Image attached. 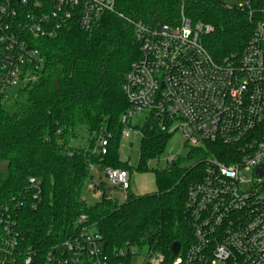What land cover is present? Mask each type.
<instances>
[{
	"label": "trees",
	"instance_id": "16d2710c",
	"mask_svg": "<svg viewBox=\"0 0 264 264\" xmlns=\"http://www.w3.org/2000/svg\"><path fill=\"white\" fill-rule=\"evenodd\" d=\"M181 7L182 0H115L114 13L89 31L71 23L57 36L37 42L44 65L36 80L0 103V207L15 212L16 264L29 259L51 264L49 253L75 234L82 215L102 235L111 256L117 249H146L163 254V264H174L172 244L179 242L182 253L192 243L186 200L200 166L185 171L178 161L157 173V193H128L123 203L110 196L104 183L93 188L101 191L100 202L90 205L84 198L86 186L94 183L93 170H132L119 155L122 119L129 110L123 86L140 58L128 21L177 26ZM185 15L214 27L203 44L216 61L241 52L252 34L243 13L225 11L216 0H187ZM140 133L137 171L146 172L147 162L164 151L171 137L152 115ZM102 137L109 140L105 155L98 148ZM229 149L207 144L192 149L189 159L225 161ZM31 178L41 182L35 208Z\"/></svg>",
	"mask_w": 264,
	"mask_h": 264
},
{
	"label": "built area",
	"instance_id": "2783aa9c",
	"mask_svg": "<svg viewBox=\"0 0 264 264\" xmlns=\"http://www.w3.org/2000/svg\"><path fill=\"white\" fill-rule=\"evenodd\" d=\"M186 1L177 26L128 21L140 58L123 86L129 110L122 119V139L134 132L130 121L147 113L162 132L179 136L191 150L207 144L230 148L225 161L199 160L186 200L193 240L174 264H264V174L257 173L264 167V0H216L225 11L243 13L252 26L243 50L222 61L203 44L214 27L193 23L185 15ZM114 11L115 0H0V103L15 96L12 89L36 80L44 65L38 41L57 36L71 23L89 31ZM108 145L102 137L99 151L105 155ZM179 159L168 156L167 168ZM103 172L126 199L130 173ZM29 185L35 208L41 182L31 178ZM74 230L49 253L51 264H131L135 251L117 249L109 255L86 215ZM18 245L15 212L0 207V264H16ZM164 261L163 254L151 251L143 264Z\"/></svg>",
	"mask_w": 264,
	"mask_h": 264
},
{
	"label": "rangeland",
	"instance_id": "374dc122",
	"mask_svg": "<svg viewBox=\"0 0 264 264\" xmlns=\"http://www.w3.org/2000/svg\"><path fill=\"white\" fill-rule=\"evenodd\" d=\"M19 87L11 90L12 95H17ZM148 114H138L133 120L131 125L134 127V132L128 139H122L119 146V155L122 161L127 162L131 167L129 191L135 196H145L148 194H154L158 192L156 184V175L158 172L167 170L166 160L168 156L179 155L180 166L183 170L189 171L195 168L199 164V160L189 159L191 149L182 146V139L179 136L171 138L165 147L164 151L157 157L150 159V167L146 172L137 171L141 161V146H142V135L140 129H142L147 123ZM227 151H225L223 158H227ZM196 171V176L199 173ZM94 176V183H89L84 191V198L90 205H94L101 201V191L93 190L94 184L99 186L101 183L105 184L106 190H108L110 196L120 203L125 201L124 194L117 188L113 187L106 180V176L100 169H95L92 172ZM195 176V177H196ZM135 256L132 257L131 264H143L148 251L134 250ZM1 260V259H0Z\"/></svg>",
	"mask_w": 264,
	"mask_h": 264
},
{
	"label": "water",
	"instance_id": "95a60500",
	"mask_svg": "<svg viewBox=\"0 0 264 264\" xmlns=\"http://www.w3.org/2000/svg\"><path fill=\"white\" fill-rule=\"evenodd\" d=\"M257 173H258L259 175H263V174H264V167H259V168L257 169ZM180 250H181V244H180L179 242H175V243H173L172 246H171V257H172L173 259H175V258L179 255ZM31 262H32V260L29 259V260L27 261V264H31Z\"/></svg>",
	"mask_w": 264,
	"mask_h": 264
}]
</instances>
